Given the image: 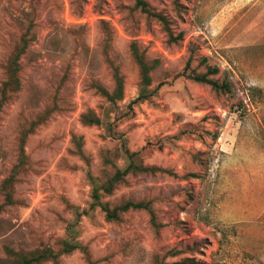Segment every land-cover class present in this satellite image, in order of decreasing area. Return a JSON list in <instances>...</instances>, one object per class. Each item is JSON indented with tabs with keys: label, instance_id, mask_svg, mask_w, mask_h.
<instances>
[{
	"label": "rangeland",
	"instance_id": "rangeland-1",
	"mask_svg": "<svg viewBox=\"0 0 264 264\" xmlns=\"http://www.w3.org/2000/svg\"><path fill=\"white\" fill-rule=\"evenodd\" d=\"M149 2L169 17L174 32H184L182 41L168 43L155 20L131 9L133 0H0V62L31 26L20 59L22 88L0 113V182L17 159L22 128L67 71L60 90L66 111L28 135L27 161L13 183L17 203L0 212V259L72 239L94 263L74 250L59 264H151L153 254L194 242L201 245L191 256L208 264H264V0H180V17L172 0ZM132 40L147 59L159 60L147 96L136 102L143 90ZM189 43L219 67L216 76L228 78L230 94L216 96L183 75ZM108 59L124 79L115 104L89 87L96 79L112 89ZM3 77L0 68V82ZM88 107L101 116L99 126L79 122ZM72 133L82 135L88 161L71 153ZM104 150L119 153L120 167L130 150L145 164L197 173L129 176V186L102 197L111 203L151 198L164 224L158 235L145 211L128 212L115 224L92 204V187L112 171ZM198 151L201 162L193 157Z\"/></svg>",
	"mask_w": 264,
	"mask_h": 264
},
{
	"label": "trees",
	"instance_id": "trees-1",
	"mask_svg": "<svg viewBox=\"0 0 264 264\" xmlns=\"http://www.w3.org/2000/svg\"><path fill=\"white\" fill-rule=\"evenodd\" d=\"M173 8L177 16H181L184 6L180 0H172ZM132 10H137L142 13L147 20H155L165 32L168 43H178L183 40L184 32L182 30L174 32L172 21L161 10L155 9L149 0H133L131 6ZM101 27L108 36L110 30L106 21L101 20ZM31 26L19 33L18 41L13 46L8 55L0 62V68L4 74L0 82V113L2 109L10 103L15 95L21 90L22 82L20 72L22 69L21 56L26 52L30 42ZM187 57L185 60L183 75L196 83H202L209 87L214 95H226L232 91L231 82L226 76H216L219 73V67L208 62L207 56L198 53L197 46L193 43L187 45ZM130 56L137 66L139 75V85L142 90L138 96L133 100L134 102L144 99L147 94L144 89L151 84V72L157 67L159 60L146 58L145 50L140 49L136 40L129 43ZM196 62L195 65H192ZM110 67L111 79L113 87L109 90L106 86L101 84L98 80L92 79L89 82V87L94 89L95 93L102 97L105 101L116 103L123 98L124 94V79L120 73L117 65H114L108 59ZM201 68V69H200ZM67 79V71L57 80L53 87L50 100L46 103L42 110L35 114V116L22 128L19 136L17 146V159L12 164L9 173L0 182V212L6 206H12L17 203V199L13 193V183L16 180L17 174L27 161L25 152V142L28 135L33 134L36 129L46 123L54 114L66 111L64 105L60 104V90ZM79 122L83 126H99L101 124V116L97 111L88 107L79 114ZM71 142L73 147L70 149L71 153L79 156L81 159L88 161V157L83 150V137L75 133L71 134ZM127 162L124 167L117 165L116 160L119 153L116 152L114 156H109L106 151H103V163L112 167V171L108 174L102 182L92 187L91 196L92 204L97 205L103 212L104 219L107 222L120 224L124 221L126 213L131 211H145L148 216V223L155 235L159 234L163 227L157 216L156 210L153 206L151 198H133L122 197L118 202L111 203L108 200L103 201L102 197L110 196L120 186H129V176H137L140 174L155 175L157 173H165L179 179L196 178V172H185L178 174L172 169L157 166L154 164H145L142 160L137 158L138 151L126 150ZM202 152H196L193 157L201 162L200 155ZM201 243L194 242L190 245L173 246L166 250L163 254L155 253L152 255L151 264H208L202 260L191 256L198 251ZM74 250H80L85 254L86 260L90 263L94 261L90 258V254L86 246L75 242L72 239H63L58 248H53L49 245H42L41 247L30 250L26 253L18 255L16 258L9 261L8 259H0V264H42L51 261L54 264H59V257L61 255L70 254ZM179 257V258H178ZM168 258H178L168 260Z\"/></svg>",
	"mask_w": 264,
	"mask_h": 264
}]
</instances>
